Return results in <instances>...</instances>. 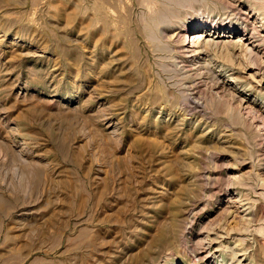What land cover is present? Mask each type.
I'll return each mask as SVG.
<instances>
[{"label":"rangeland","instance_id":"374dc122","mask_svg":"<svg viewBox=\"0 0 264 264\" xmlns=\"http://www.w3.org/2000/svg\"><path fill=\"white\" fill-rule=\"evenodd\" d=\"M208 1L0 0V264H264V0Z\"/></svg>","mask_w":264,"mask_h":264},{"label":"bare ground","instance_id":"6f19581e","mask_svg":"<svg viewBox=\"0 0 264 264\" xmlns=\"http://www.w3.org/2000/svg\"><path fill=\"white\" fill-rule=\"evenodd\" d=\"M182 1V0H181ZM194 1H196V0H194ZM179 2V1H178ZM202 2L207 6L206 7V9L207 10H209V12H213L216 8H217V5H216V2H212L211 3V5L209 4L210 3V1H208V0H202ZM187 3H189V4H191V3H193V1L192 2H189V1H187ZM252 3H253V1H252ZM219 7V6H218ZM194 8V7H193ZM264 9V8H263ZM201 9L200 8H197L195 11H200ZM173 18V17H172ZM264 18V17H263ZM152 20H153V22H152V26L157 30V31H160L161 29H162V27H165L167 24H170V22H171V20L170 19H168V18H165V19H161V17L160 18H152ZM206 24V23H205ZM208 24V23H207ZM150 26H151V24H150ZM160 26H162V27H160ZM204 26V25H203ZM247 26V24H244L243 26H242V28H240V31H241V36H243V38H242V40H232L233 38H229L231 35H234V34H236V32L237 31H239V27H238V24H236V22L235 21H232V22H216V23H212L211 25H210V27L211 28H213L214 29V32L213 33H218V35L217 36H215L214 38H218V37H226L228 40L226 41V44H224L225 46V48H227L229 51H231V53H233V48H235V47H239V48H241L242 47V45L244 44L243 43V41H247V43H246V45H252V43H255L256 41H259V40H253L252 41V39L255 37V36H257V35H259V31L257 30V29H255V28H251V31H250V34H248L247 32H245L246 30H245V27ZM186 28V27H185ZM198 28H200V27H198ZM202 29H205V27H203ZM163 30V29H162ZM178 30V29H177ZM177 32V31H176ZM189 34H191V37H192V35H193V33L188 29V28H186V29H182V30H179L178 31V33H176V36H177V39L178 38H181V40L183 41V40H186V39H188L189 40ZM249 35V36H246V35ZM262 36H264L263 34H262ZM263 38V37H262ZM261 38V39H262ZM203 41V40H202ZM189 42H191V43H189V44H192V45H194L195 46V44L194 43H196L197 44V42H199V37H197V39H195L194 40V36H193V38H190V40H189ZM204 45H212L213 43H214V45L215 46H217L218 45V41H214V39L213 38H211V39H206V40H204ZM225 43V42H224ZM261 43V42H260ZM185 43H183V44H180L177 48H187L186 49V52H184V53H191L192 51H196L197 49L195 48V49H189V47H185ZM188 45V44H187ZM213 45V46H214ZM255 45V44H254ZM256 46H258V45H256ZM168 48L169 46L167 45V46H165V48ZM208 47V46H207ZM238 48V49H239ZM247 49H249V50H252V49H254L253 48V46H251L250 48H247ZM253 51V50H252ZM252 51H249V52H252ZM180 53V52H179ZM183 53V52H182ZM230 53V54H231ZM196 54V53H195ZM253 54V53H252ZM255 54V53H254ZM234 55V54H233ZM189 57L191 58V60L190 61H193L194 59L193 58H195L196 59V61H197V58L199 59V57L198 56H192V54H190L189 55ZM188 57V58H189ZM187 58V57H186ZM199 61V60H198ZM192 63V62H191ZM192 65V64H191ZM202 70V69H201ZM194 82V81H193ZM171 97V96H170ZM189 99V98H188ZM187 99V100H188ZM190 100V99H189ZM238 100V99H237ZM181 103V102H180ZM244 103V102H243ZM182 104V103H181ZM245 108L246 109H250L251 107H252V103L251 102H249V101H247V100H245ZM243 107V108H244ZM254 108V107H253ZM252 109V108H251ZM250 109V110H251ZM259 109V108H258ZM245 110V109H244ZM250 110H249V112H250ZM255 110V109H254ZM253 110V111H254ZM252 111V110H251ZM252 111V112H253ZM256 111V110H255ZM259 111V110H258ZM246 112H247V110H246ZM252 112H250V113H252ZM254 114H255V112H253ZM260 113V112H259ZM254 114H252V115H254ZM250 115V114H249ZM258 116H261V115H258ZM257 117V116H256ZM257 119V118H256ZM257 126L259 127V128H261L262 130H264V117H258V120H257ZM256 126V127H257ZM168 203H169V205H170V207H169V213H170V216H171V220H172V226H173V230H174V232L176 233L177 231H176V228L177 227H181V228H184L185 229V231H186V228H187V226H186V223H185V221L183 222V218H182V216H183V214H182V212H183V210H185L186 208L184 207V203H183V200H181V198H172L171 200H169L168 201ZM192 212V211H191ZM188 214V213H187ZM183 223V224H182ZM187 223H189V222H187ZM182 224V225H181ZM192 230V229H191ZM188 235V234H187ZM54 248V247H53ZM201 248H202V246H201ZM204 248V247H203ZM230 249V248H229ZM205 251V250H204ZM225 251V250H224ZM236 252V251H235ZM237 254V253H236ZM207 255H208V252H196V251H193V259L191 260H189V262H191V261H196V260H199V259H205L206 257H207ZM232 258V257H231ZM221 262V260H219V263ZM239 262V261H238Z\"/></svg>","mask_w":264,"mask_h":264}]
</instances>
